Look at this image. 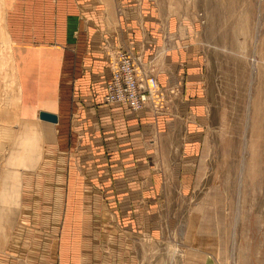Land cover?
<instances>
[{
    "label": "rangeland",
    "instance_id": "374dc122",
    "mask_svg": "<svg viewBox=\"0 0 264 264\" xmlns=\"http://www.w3.org/2000/svg\"><path fill=\"white\" fill-rule=\"evenodd\" d=\"M18 1L0 0V264H62L59 224L72 186L51 183L44 170L60 160L44 159L48 121L40 119L57 116L45 87L59 53L15 50L8 23ZM139 1L160 18L162 45L141 27L153 58L116 46L108 63L125 49L156 77L165 102L160 112L146 109L155 117L174 115L182 96L196 101L188 114L199 162L185 171L190 182L167 171L166 185L79 187L103 264H264V0ZM113 2L125 18L121 0ZM165 51L183 57L174 75L160 68ZM55 172L64 178L67 170Z\"/></svg>",
    "mask_w": 264,
    "mask_h": 264
},
{
    "label": "crops",
    "instance_id": "0c3cea01",
    "mask_svg": "<svg viewBox=\"0 0 264 264\" xmlns=\"http://www.w3.org/2000/svg\"><path fill=\"white\" fill-rule=\"evenodd\" d=\"M121 2L125 18L119 17L113 0H19L12 6L8 23L17 52L55 49L59 53L57 66L47 77L49 87H45L48 96L53 94L57 100L52 111L57 113L59 124L53 127L46 122L42 126L47 139L44 159L50 154L60 160L46 165L45 161L44 170H52L51 183L60 180V186H72L71 195L63 197L69 209L59 224L65 235L64 239L61 236L62 264L104 261L89 212L84 213V202L89 201L83 190L78 193L80 186L166 185L173 178L167 171H174L177 180L190 182V174L185 171L195 169L199 162L194 122L188 114L194 113L191 108L195 100L182 96L176 113L165 117H155L146 109L132 113L122 105L109 108L104 103L111 75L107 59L111 49L130 46L145 59L153 58L155 44L150 38L144 41L146 34L141 27L145 26L156 45H162L157 30L160 18L148 14L152 6L136 0ZM173 28L170 26L176 34ZM180 57L179 52L165 51L160 68L174 75ZM43 75L45 80V72ZM172 81L179 83L175 78ZM39 109L36 107L35 113ZM35 113L32 120H37ZM184 126L187 129L182 133L178 128ZM62 168L67 170L66 177L56 178L55 171L61 173ZM70 170L73 173L68 177ZM93 196L90 200L96 201L98 197Z\"/></svg>",
    "mask_w": 264,
    "mask_h": 264
},
{
    "label": "built area",
    "instance_id": "2783aa9c",
    "mask_svg": "<svg viewBox=\"0 0 264 264\" xmlns=\"http://www.w3.org/2000/svg\"><path fill=\"white\" fill-rule=\"evenodd\" d=\"M130 51L120 49L110 55V78L107 82L104 103L111 108L122 105L132 113L144 109L160 112L165 102L156 77L149 75ZM155 114V113H154Z\"/></svg>",
    "mask_w": 264,
    "mask_h": 264
},
{
    "label": "water",
    "instance_id": "95a60500",
    "mask_svg": "<svg viewBox=\"0 0 264 264\" xmlns=\"http://www.w3.org/2000/svg\"><path fill=\"white\" fill-rule=\"evenodd\" d=\"M40 119L43 121H48L51 123H57L58 122V117L54 114H49L46 112H41L40 113Z\"/></svg>",
    "mask_w": 264,
    "mask_h": 264
}]
</instances>
